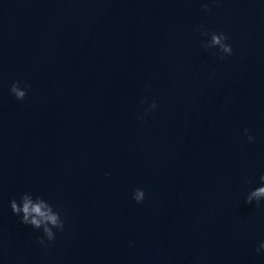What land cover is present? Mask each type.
Wrapping results in <instances>:
<instances>
[{
    "label": "water",
    "instance_id": "1",
    "mask_svg": "<svg viewBox=\"0 0 264 264\" xmlns=\"http://www.w3.org/2000/svg\"><path fill=\"white\" fill-rule=\"evenodd\" d=\"M261 174L264 0H0V264H264Z\"/></svg>",
    "mask_w": 264,
    "mask_h": 264
},
{
    "label": "clouds",
    "instance_id": "2",
    "mask_svg": "<svg viewBox=\"0 0 264 264\" xmlns=\"http://www.w3.org/2000/svg\"><path fill=\"white\" fill-rule=\"evenodd\" d=\"M202 7L205 10H209V5L207 3H204ZM201 34L208 36L209 32L207 30H203ZM210 35V42L206 44L204 43L203 45L205 48L211 49L218 47L220 52L225 55H231L233 53L231 45L226 43L229 37L225 33L211 32ZM221 59H223V56H221ZM10 92L14 94L16 99L23 100L27 94V85H25V87H21L20 82L16 81L11 85ZM143 102L144 101H142V103ZM157 106V102L153 100L149 105V109H146L145 112L147 113V111L155 109ZM245 132L248 133L249 130L245 129ZM248 140L249 142H252L254 137L249 134ZM259 180L261 181L260 186L251 190L246 197L247 203L255 201L257 206H259L260 201L264 198V174L260 175ZM145 195V191L139 187L133 192V198L137 203L142 202ZM10 207L12 212L20 217L21 223L30 225L35 229H42L44 235L39 238L40 244H45V238L48 242L55 240L56 232L54 229L59 231L64 230V221L61 218L60 213L54 210L53 206L49 202L39 196L33 199L29 192H24L20 196L19 201L15 198L11 199ZM262 250H264V241H261L256 248L258 253Z\"/></svg>",
    "mask_w": 264,
    "mask_h": 264
}]
</instances>
